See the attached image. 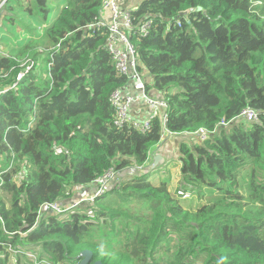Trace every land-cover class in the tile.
<instances>
[{"label":"trees","instance_id":"16d2710c","mask_svg":"<svg viewBox=\"0 0 264 264\" xmlns=\"http://www.w3.org/2000/svg\"><path fill=\"white\" fill-rule=\"evenodd\" d=\"M54 1L10 0L0 18V39L15 8L30 33L0 51V264H73L86 249L103 264H264V0H142L133 11L147 90L168 102L167 128L186 136L174 192L166 165L158 182L136 170L161 142L163 113L144 133L114 124L111 97L128 79L107 27L89 28L103 0ZM247 107L258 119L239 117ZM110 168L119 173L93 202L40 214ZM187 194L201 204L185 207Z\"/></svg>","mask_w":264,"mask_h":264},{"label":"built area","instance_id":"2783aa9c","mask_svg":"<svg viewBox=\"0 0 264 264\" xmlns=\"http://www.w3.org/2000/svg\"><path fill=\"white\" fill-rule=\"evenodd\" d=\"M9 1L10 0H0V18L4 6H6ZM133 11L134 9L132 8L121 9L118 0H103L100 18L96 23L90 25L89 28L107 27L109 36L106 48L112 56L115 67L121 74L126 75L128 79L125 87L115 90L111 97L116 113L114 124L119 128L125 125L132 126L139 130V132L144 133L150 129L153 120L162 112V120L166 127L162 140H165L166 137L176 134L167 128L169 104L162 95L152 96L147 90V81L140 67L141 63L137 47L132 41V33L135 32ZM152 23L153 21L149 17H146L138 25L140 37L149 34ZM0 51H2V49H0ZM34 63V59L27 58L22 65H25L26 70L29 71ZM26 72H21L18 75V82L24 77ZM138 104H145L150 109V113L146 117L140 118L132 115L131 109ZM239 117L252 121L258 119L259 114L254 108L247 107L241 112ZM222 123L226 124L224 121ZM195 134H198L200 138L204 140L207 138L209 132L205 128H200ZM139 169L141 170L142 167H139ZM118 173L119 172L114 168H110L98 179L97 187L93 193H89L86 190L82 191L80 195L73 199L70 205L66 207L58 202H46L41 206L40 214L44 211L62 214L74 209L82 202L93 201L95 197L102 195L107 188L113 184ZM2 184L3 182L1 181L0 187ZM43 262L52 264L49 261ZM73 264H80V260L77 259Z\"/></svg>","mask_w":264,"mask_h":264},{"label":"rangeland","instance_id":"374dc122","mask_svg":"<svg viewBox=\"0 0 264 264\" xmlns=\"http://www.w3.org/2000/svg\"><path fill=\"white\" fill-rule=\"evenodd\" d=\"M139 1L141 2L142 0H138V2ZM51 2H52V8H54L55 1L53 2V0H51ZM56 5H57V7H56L55 11H57L60 8V5H58V4H56ZM50 8H51V6H50ZM14 12H15V14H17L13 19L14 23L13 24H9V23L5 24V27H4L5 29L11 30L10 36L7 35L8 36L7 40L6 39H0V49L5 51L6 54H8L9 52H11V50H13V47H14L17 40L28 38L30 36L28 29L23 24V22H29V18L27 16V14L19 8H15ZM52 17H53V10L50 12V15H49V18L47 21L48 24L51 22ZM42 28L43 27H38V29H42ZM3 33L4 32H2V31L0 32V37L3 36ZM150 79L153 80L152 77H150ZM185 137L186 136H184V135L181 136V138L183 140ZM182 139L181 140L179 139L180 141L178 143V147H179V144L183 141ZM162 145H164V144H162ZM152 152H153V150H152ZM169 155H170V158H168L169 161L165 160V162H163V164H160L158 167L152 169L153 160L151 159L149 161V164L144 168H145V170L147 168H149V172H151V177H150L151 180L153 182H156V181L158 182L159 180H161V178L165 177V174L163 173V171H161V169H163L164 167H167L168 170L170 171L171 178H172L170 185H169L170 190L172 192H174L177 190V188L180 184V181H181L180 162L177 159V158H179L178 148L176 146L171 147V149L169 151ZM164 165H166V166H164ZM132 170H133V168L129 169L128 171L131 172ZM77 197H78V195L75 196V198H77ZM89 202H93V201L91 200ZM182 203L187 208L195 209L198 207V205L201 204V201L198 199V197L196 195H188L187 194L186 198H184L182 200Z\"/></svg>","mask_w":264,"mask_h":264},{"label":"crops","instance_id":"0c3cea01","mask_svg":"<svg viewBox=\"0 0 264 264\" xmlns=\"http://www.w3.org/2000/svg\"><path fill=\"white\" fill-rule=\"evenodd\" d=\"M123 1L124 0H121V3L124 7L132 8V9L137 8L138 5L140 4V2H138V0H132L131 4L126 6L123 3ZM126 1H129V0H126ZM160 95H162V94L160 93ZM131 113H132V115H134L136 117L143 118V117H146L150 113V109L145 104H138L131 109ZM181 136H183V135H178V134L170 135V136L166 137L165 140H162L157 146H155L153 148L152 158H151L153 160V162H154V158L156 155L162 156L164 162H165V160H168V158H170L169 151H170L171 147L176 146L179 149L178 143L182 139ZM162 144H164V145H162ZM128 170L129 169H124L123 171H121L120 172L121 175L126 177V175L130 173V171H128ZM82 189H88L90 191V193H93L96 189V184L89 186V187H86V188L80 187L77 190L79 192ZM77 190H76V192H77Z\"/></svg>","mask_w":264,"mask_h":264},{"label":"water","instance_id":"95a60500","mask_svg":"<svg viewBox=\"0 0 264 264\" xmlns=\"http://www.w3.org/2000/svg\"><path fill=\"white\" fill-rule=\"evenodd\" d=\"M163 162H164L163 157L160 155H156L154 158V162L152 164V169L158 167ZM77 259L80 260V264H103V262L101 260H96V261L92 262L93 252L90 249L83 250L79 254Z\"/></svg>","mask_w":264,"mask_h":264},{"label":"clouds","instance_id":"9594fccd","mask_svg":"<svg viewBox=\"0 0 264 264\" xmlns=\"http://www.w3.org/2000/svg\"><path fill=\"white\" fill-rule=\"evenodd\" d=\"M135 9H137V8H135ZM135 9H134V10H135ZM108 36H109V32H108ZM2 51H3V50H2ZM29 58H31V57H29ZM32 59H33V58H32ZM25 60H26V59H25ZM25 60H24V61H25ZM24 61L20 64V66H21V67H25V70H24V71H21V72H26V71H27V70H26V66H25V65H24V66L22 65V64L24 63ZM21 72H20V73H21ZM27 72H28V71H27ZM27 72H26V73H27ZM20 73H19V74H20ZM26 73H25V75H26ZM19 74H18V75H19ZM25 75H24V76H25ZM23 78H24V77H23ZM23 78H22V79H23ZM22 79H21V80H22ZM21 80H20V81H21ZM20 81H19V82H20ZM19 82H18V76H17V83H19ZM124 87H125V86H124ZM118 89H119V88H118ZM205 129H206V128H205ZM186 134L189 135V134H193V133H186ZM161 141H162V139H161ZM150 156H151V157H150L149 161H150L151 158H152V153H151ZM149 161H148L147 165L149 164ZM147 165H146V166H147ZM146 166H145V167H146ZM140 167H142L141 170L139 169V167H138V169H136V170H139V172L142 171L143 169H145L144 166H140ZM94 184H96V187H97V183H94ZM94 184H93V185H94ZM84 190H86V191H88V192L90 193V191H89L88 189H82V190H80L76 195L79 196L80 193H81L82 191H84Z\"/></svg>","mask_w":264,"mask_h":264}]
</instances>
